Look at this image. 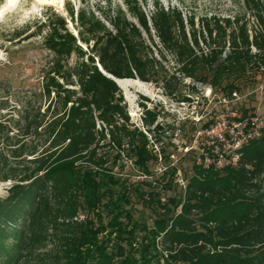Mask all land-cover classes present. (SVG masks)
<instances>
[{"label": "trees", "instance_id": "16d2710c", "mask_svg": "<svg viewBox=\"0 0 264 264\" xmlns=\"http://www.w3.org/2000/svg\"><path fill=\"white\" fill-rule=\"evenodd\" d=\"M124 3L99 8L102 18L67 9L76 33L61 15L40 24L52 53L37 93L46 106L0 119V180L12 181L0 197V264H264V133L236 165L204 167L185 152V188L173 193L178 163L152 147L160 109L142 102L135 125L108 76L187 102L195 83L228 98L250 90L264 82V1L243 0L252 24L245 13L195 20L157 1L149 14Z\"/></svg>", "mask_w": 264, "mask_h": 264}, {"label": "rangeland", "instance_id": "374dc122", "mask_svg": "<svg viewBox=\"0 0 264 264\" xmlns=\"http://www.w3.org/2000/svg\"><path fill=\"white\" fill-rule=\"evenodd\" d=\"M155 1L164 7H177L184 17L193 15L195 20L202 16L222 17L245 13L250 24L254 21L247 13L243 0H138L147 14L154 9ZM109 5L112 8L120 5L124 10L126 9L124 0H0L1 120H8L10 117L15 119L23 111L24 105L30 108L41 105L42 109L46 106L47 100L39 99L37 93L41 87L43 67L51 59L52 53L43 48L47 29L40 28V24L47 17L61 15L66 19L69 29L76 33V23L70 20L67 9H73L74 18L81 7L92 9L102 18L99 8H107ZM74 60L75 55L72 54L70 63ZM185 84L182 88L183 93L188 92L190 89L187 86L193 83L190 79H185ZM195 86L199 94L192 95V102L170 98L154 83L129 80L125 88L119 86L126 102L130 121L135 125L142 127L140 120L142 102L147 107L158 106L161 112L157 122L163 124L165 131L160 135V142L152 147L159 151L158 148L161 145L167 153H170L168 159L170 165L178 163L177 178H183L184 182H186L185 175L189 173L192 156H185L182 146L185 143L197 146V143H194V131L197 127L209 121V123H218L219 132L228 130L227 124L231 125L234 118L240 116V110L248 108H252L249 112L255 111L264 117L262 96L264 82L243 93H238L239 98L229 102H224L221 95L213 92L208 85L195 83ZM234 108L240 110L235 111ZM148 137L154 139L152 134ZM205 140L211 145L209 136L202 138L206 144ZM191 150L195 154L198 152L196 148ZM160 166L159 163L152 164L151 168L157 172ZM134 173L133 177L136 179L144 177ZM178 179L172 190L176 194L184 189ZM11 184V180H0V197L7 194V188ZM139 214V211L135 212L136 217ZM147 220L149 221L148 218Z\"/></svg>", "mask_w": 264, "mask_h": 264}, {"label": "built area", "instance_id": "2783aa9c", "mask_svg": "<svg viewBox=\"0 0 264 264\" xmlns=\"http://www.w3.org/2000/svg\"><path fill=\"white\" fill-rule=\"evenodd\" d=\"M221 98L224 102H229L238 99L239 96L237 92H232L230 98ZM227 126L228 130H222L220 128L222 132H219L218 123L214 122L209 123L206 127H197L194 131V143H197V146L194 147L192 144L188 145L185 143L182 146L184 152L196 148L198 150L196 153V163L204 167H208L209 165H213L214 167L236 165L241 147L259 138L264 133V117L254 111L243 119H240V116L234 118L231 125L227 124ZM208 136L211 140V145H209L206 140L205 142L206 144L208 143V145L202 141L203 137ZM161 171L162 166L157 168V172ZM178 181L182 184L183 188H185L184 179L179 178Z\"/></svg>", "mask_w": 264, "mask_h": 264}, {"label": "bare ground", "instance_id": "6f19581e", "mask_svg": "<svg viewBox=\"0 0 264 264\" xmlns=\"http://www.w3.org/2000/svg\"><path fill=\"white\" fill-rule=\"evenodd\" d=\"M119 86L122 87V88H125L126 87V82L131 80V81H135V82H141L140 80L138 79H116Z\"/></svg>", "mask_w": 264, "mask_h": 264}, {"label": "water", "instance_id": "95a60500", "mask_svg": "<svg viewBox=\"0 0 264 264\" xmlns=\"http://www.w3.org/2000/svg\"><path fill=\"white\" fill-rule=\"evenodd\" d=\"M104 74H105V72H104ZM108 76L111 77L117 83V85L119 86L117 80L112 75H108Z\"/></svg>", "mask_w": 264, "mask_h": 264}]
</instances>
